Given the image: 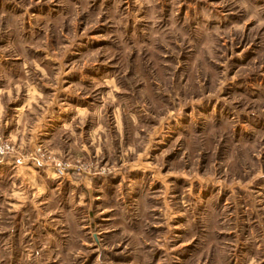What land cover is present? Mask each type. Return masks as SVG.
I'll return each instance as SVG.
<instances>
[{
  "label": "rangeland",
  "instance_id": "obj_1",
  "mask_svg": "<svg viewBox=\"0 0 264 264\" xmlns=\"http://www.w3.org/2000/svg\"><path fill=\"white\" fill-rule=\"evenodd\" d=\"M1 142L0 264H264V0H0Z\"/></svg>",
  "mask_w": 264,
  "mask_h": 264
},
{
  "label": "crops",
  "instance_id": "obj_2",
  "mask_svg": "<svg viewBox=\"0 0 264 264\" xmlns=\"http://www.w3.org/2000/svg\"><path fill=\"white\" fill-rule=\"evenodd\" d=\"M61 115L56 116L53 114L50 116L52 123H57L60 129H69L70 122L60 121L59 118ZM49 119V120H50ZM48 120V121H49ZM47 134V132H44ZM51 139V138H50ZM33 144V143H32ZM1 173H10L11 179H14L12 182L13 189L12 192L20 200L18 203H24V201H40L39 199L44 198L43 196L47 193L53 194V192H58L63 185H74L79 186L81 184L86 185L85 179L81 182L79 179H74L71 175H68L65 179L58 180L52 173L50 169H40L36 164L32 163L28 159L23 157H11L6 158L1 163L0 168ZM69 194H72L69 192ZM21 206V205H17Z\"/></svg>",
  "mask_w": 264,
  "mask_h": 264
},
{
  "label": "built area",
  "instance_id": "obj_3",
  "mask_svg": "<svg viewBox=\"0 0 264 264\" xmlns=\"http://www.w3.org/2000/svg\"><path fill=\"white\" fill-rule=\"evenodd\" d=\"M13 147H11L8 143H0V161L7 155L12 154ZM48 163L52 169V173L57 179H63L68 174L69 170L71 169L70 164L66 160L61 159H51Z\"/></svg>",
  "mask_w": 264,
  "mask_h": 264
}]
</instances>
